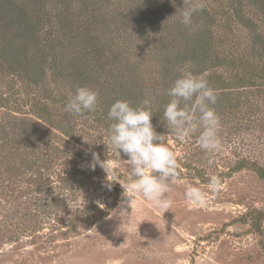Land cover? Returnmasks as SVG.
<instances>
[{"label":"trees","instance_id":"1","mask_svg":"<svg viewBox=\"0 0 264 264\" xmlns=\"http://www.w3.org/2000/svg\"><path fill=\"white\" fill-rule=\"evenodd\" d=\"M201 2L186 27L177 12L184 0H0V184L10 188L7 205L28 211L24 231L35 236L51 223L52 232L76 235L116 207L128 176L115 172L109 190L105 171L89 167L93 152L126 162L108 141L116 100L135 107L149 99L170 150L190 146L198 133L181 142L163 121L182 69L215 89L222 131L249 125L264 136V0ZM80 86L98 93L95 112L64 110ZM193 157L177 156L178 178H206L195 166L203 159ZM236 157L226 175L246 169L264 180L257 158ZM6 217L1 235L15 220ZM238 221L264 239V210L248 209Z\"/></svg>","mask_w":264,"mask_h":264},{"label":"rangeland","instance_id":"2","mask_svg":"<svg viewBox=\"0 0 264 264\" xmlns=\"http://www.w3.org/2000/svg\"><path fill=\"white\" fill-rule=\"evenodd\" d=\"M198 134L190 146L176 147L175 153L203 159L195 166L206 178L194 173L178 178L168 194L171 208L164 214L139 195L131 205H121L120 182L116 207L94 226L71 235L52 232L51 223H45L32 236L23 230L28 211L7 205L10 188L0 184V222L6 226L8 215L15 219L11 217L10 232L0 234V264H264V239L238 221L248 209L264 210V180L246 169L226 175L238 155L264 164V136L249 125L231 134L220 129L223 150L206 154L197 144ZM111 163L116 173L128 176L127 162ZM2 170L0 163V176ZM210 175L224 177L218 191L209 189ZM189 186L204 192L205 204L187 201Z\"/></svg>","mask_w":264,"mask_h":264},{"label":"clouds","instance_id":"3","mask_svg":"<svg viewBox=\"0 0 264 264\" xmlns=\"http://www.w3.org/2000/svg\"><path fill=\"white\" fill-rule=\"evenodd\" d=\"M171 2L175 4V0ZM203 8L201 0H184V6L177 11L180 23L191 26L193 15ZM167 94L171 99L164 107L163 121L168 131L181 142L199 133L197 144L202 151L206 154L222 151L223 144L219 136L221 122L212 107L216 104L217 93L209 85L206 76L182 69ZM97 103L98 93L80 86L68 95L64 110L73 115L92 113ZM152 115L149 99H144L135 107L127 100H116L108 110V118L113 121L108 129V141L116 156L121 158L123 153L127 157L125 161L129 166L127 181L119 182L123 189L121 205H131L132 200L139 195L164 214L171 208L172 201L168 194L178 181L179 163L176 153L166 145L164 135L156 132ZM97 166L107 174L108 183L105 187L111 190V182L117 181L114 178V164L108 159L101 160L99 154L93 152L89 167L94 171ZM109 175L113 179H108ZM220 185L219 176H209L211 191H218ZM184 195L191 205H203L206 202L204 192L196 186L187 187Z\"/></svg>","mask_w":264,"mask_h":264}]
</instances>
